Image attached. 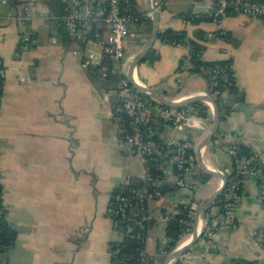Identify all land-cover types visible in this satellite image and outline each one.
Segmentation results:
<instances>
[{
	"label": "crops",
	"instance_id": "crops-1",
	"mask_svg": "<svg viewBox=\"0 0 264 264\" xmlns=\"http://www.w3.org/2000/svg\"><path fill=\"white\" fill-rule=\"evenodd\" d=\"M135 2L143 16L132 26L128 51L138 53L152 33L148 26L151 19L154 26L155 18L147 14L149 0ZM154 2L160 3L159 32L184 30L204 43L203 59L232 60L244 94L240 102L251 110L234 108L238 102L227 96L233 108L219 130L225 134L224 140L233 134L258 151L264 163V17L231 11L217 21L208 10H201L200 17L187 19L185 16L198 5L213 7L210 0H152L151 4ZM25 3L38 15L32 20L33 43L18 57L16 13ZM55 11L48 0L0 3V16H7L6 22H0V63L7 69L0 97V185L7 220L16 231L11 248L0 253V264H114L109 245L120 234L107 213L110 198L129 177H141L144 168L137 156L127 154L122 147L120 123L113 114L119 101L115 91L118 82L91 73L81 64L72 51L74 46L63 40L59 24L46 18ZM217 30L229 32L239 43L209 38V32ZM54 35L56 42L52 41ZM92 48L100 56V47ZM151 48L156 58L142 60L136 69L142 82L172 99L208 90L205 75L183 65L185 48L158 35ZM20 74L27 78L20 79ZM202 124L200 120L199 125L178 129L164 123L157 131L175 138L191 134L199 144L207 134ZM194 154L197 159V150ZM204 155L212 166H232V158L221 144L210 141ZM200 170L197 161L190 176L199 182L194 191L168 188L162 198L150 200L154 238L146 241L149 264H164L167 257L160 251L161 241L167 238L169 220L165 214L184 200L199 206L219 188L220 177L211 174L204 180L197 174ZM242 195L238 228L224 229L212 241L197 239L169 264H234V259H263L264 244L251 234L253 228L264 229V200L258 196V182L248 179ZM209 206L211 214L218 209ZM208 215L205 209L201 212L199 227L208 222ZM150 242H154L153 247Z\"/></svg>",
	"mask_w": 264,
	"mask_h": 264
},
{
	"label": "built area",
	"instance_id": "built-area-1",
	"mask_svg": "<svg viewBox=\"0 0 264 264\" xmlns=\"http://www.w3.org/2000/svg\"><path fill=\"white\" fill-rule=\"evenodd\" d=\"M9 0H0L6 4ZM63 14L59 17L53 14L46 15L50 21L60 19L64 24L66 32L70 37L80 42L73 47L72 51L80 58V62L91 73L104 78L116 74L120 77L116 87L119 101L113 106V114L120 123L121 143L127 154L135 155L143 165L144 172L141 176L142 184L138 187L127 188L129 181L120 185L114 201L108 205L107 213L112 219L116 230L122 239L123 235L131 233L134 229L146 236V240L153 239L150 227L153 214L149 206L153 198L160 199L164 196L165 187L188 189L194 191L199 182L190 176L197 169V159L194 152L198 147V139L191 134H184L182 138L161 135L157 130L149 126L150 121H165L174 128L184 129L186 126L199 125L208 134L213 126L215 107L212 101L203 100L209 107V113L202 115L198 110L186 106H171L162 103L158 99L147 95L137 89L128 77V69L137 53L128 51V39L134 35L132 26L138 22L142 14L137 10L135 0H66ZM210 5L215 11L209 12L217 21H221L228 12L241 13L253 17H264V0H210ZM155 9L160 8L159 2L152 3ZM206 11V10H205ZM11 14L13 12L11 11ZM147 14L154 16V11L148 9ZM203 13L192 11L185 17L195 19ZM38 15V11L30 4L22 5L21 10L16 13L19 26V46L16 55L22 56L33 43L32 20ZM7 21V16L1 15L0 22ZM222 32V31H221ZM209 38H219L215 32H209ZM52 41H58L54 35ZM172 45L186 49L183 57V65L192 66L193 43L187 40H170ZM93 45L100 47V56ZM92 46V47H91ZM231 66H201V73L216 77L218 74L224 76L228 83H232L228 74ZM7 69L0 63V97L4 88V79ZM27 77L20 74V79ZM217 84V80L214 85ZM204 93L210 94L214 99L226 100L230 95L228 86L214 89L208 87ZM181 99V98H176ZM206 134V135H207ZM215 143L221 144L223 149L231 156L235 166L220 168L212 166L205 161V146L202 150L205 163L228 175L227 182L223 188V210H213L210 221L199 227L198 239L212 241L227 228L236 229L240 225L237 216V208L242 200L244 184L248 179L258 182V196L264 200V163L258 151L250 154L241 149V141L235 135L229 134L228 139H223V132L217 131ZM224 134V135H223ZM159 135V137H156ZM223 180L220 186L223 185ZM183 205L185 211L180 208ZM198 203L184 200L177 207L165 214L170 219L177 213L186 214L181 221L185 224L194 223ZM5 212L3 193L0 194V217ZM10 224V222H9ZM118 228L116 225H119ZM11 225V224H10ZM193 230L184 232V237L178 240V248L188 243L192 237ZM251 234L264 244V229L253 228ZM170 237L160 243V250L169 253L168 247ZM112 257L116 254L110 249ZM142 263L149 264L147 252L142 253ZM244 264V263H243ZM257 264H264V258Z\"/></svg>",
	"mask_w": 264,
	"mask_h": 264
},
{
	"label": "trees",
	"instance_id": "trees-1",
	"mask_svg": "<svg viewBox=\"0 0 264 264\" xmlns=\"http://www.w3.org/2000/svg\"><path fill=\"white\" fill-rule=\"evenodd\" d=\"M50 6H53V8L57 11L52 12L53 15L56 16H61L63 14L64 8L66 6V2H61L60 0H48ZM143 16V15H142ZM142 16L139 21H141ZM58 23V27L60 29V34L63 37V40L67 42V44L71 46H77L80 45V42L77 41L76 39L72 38L69 36V34L66 32L64 24L60 19L55 21ZM153 29V21L152 19L149 22L148 26V31L151 32ZM218 36L225 38L226 40H229L233 42L234 44H238L239 40L234 39L231 37V34L227 31H222L217 30L215 32ZM159 38L162 40H166L167 42L170 40H187L189 39L193 43V55H192V69L194 71H197L201 73V66L206 65V66H215V65H220V66H231L232 65V60L231 59H221V60H205L202 57V52L204 49V43L201 41H198L192 37H189L187 32L184 30H176L173 28H167L163 31H160L158 33ZM201 37L204 39L207 37L206 34L202 31ZM156 58V55L154 54V49L151 48L148 53L145 55L143 60H154ZM205 77L208 79V85L209 87H213L214 89L217 88H223L225 86H228V89L230 91V96H233L234 100L236 102H240L244 100V94L240 90L237 82V78L235 76V71L231 70L229 68L228 74L229 78L232 81V83H228L224 76L221 74H218L215 78L212 77L209 74H204ZM107 79L114 80V83H117L120 79V77L116 74L110 75ZM217 80V84L214 85V82ZM219 109H220V117L221 121L224 120L227 116V114L232 110L233 106L230 102L227 100L223 99H217ZM186 106H190L196 110H198L202 115H206L209 113V107L204 101H194ZM165 121H156V120H151L149 123V126L152 127L153 129L157 130L158 128L162 127V124H164ZM220 131V130H219ZM156 137H159V135H156ZM217 138V134H215L212 137V142L215 143V140ZM241 149L244 153L250 154L254 152L255 150L252 149L251 147L245 145L244 143L241 142ZM232 166H235V162L232 159ZM198 176L201 177L202 179H207L208 177L211 176V174L205 172V171H199ZM129 183L127 184V188H132V187H138L142 184V178L139 176H131L128 178ZM168 188L172 187H165L164 191L168 190ZM120 190V187L114 190V192L111 195L110 202L114 201L116 193H118ZM2 186L0 185V194H2ZM218 206V210L222 211L223 210V192L217 197L215 202L212 204ZM180 208L182 210L184 209L183 205H180ZM211 206H207L205 208V213L209 214L208 215V221L211 220L212 214H211ZM182 213H177L175 216L169 219L168 225H167V230L166 234L167 237L171 238V241L169 243L168 251H171L175 246L178 244V240L181 238L182 234L187 231V230H193V223L192 224H185L184 222L181 221L182 218L186 217L185 212ZM7 213V212H6ZM194 222V221H193ZM118 228L120 227L119 225H116ZM115 227V226H114ZM16 237V231L15 229L9 224V221L7 220V216L5 212L3 215L0 217V253H4L8 249L11 248L15 241ZM146 236L142 234L139 229H134L131 233L129 234H124L122 239L114 240L110 242L109 249L112 251H115L116 254L112 257V261L114 264H144L142 263V253L146 252ZM161 251V250H160ZM168 253H164V256L166 257ZM149 263H150V258ZM260 260H247V259H234V264H257Z\"/></svg>",
	"mask_w": 264,
	"mask_h": 264
},
{
	"label": "water",
	"instance_id": "water-1",
	"mask_svg": "<svg viewBox=\"0 0 264 264\" xmlns=\"http://www.w3.org/2000/svg\"><path fill=\"white\" fill-rule=\"evenodd\" d=\"M151 1L152 0H149V8L154 11V18H155L153 30H152L151 35L149 36V38L145 42L144 46L142 47V49L135 55L133 61L131 62L130 67L128 69V77L131 80V82L134 84V86L137 89H139L141 92L146 93L147 95L152 96V97L158 99L159 101H161L162 103L167 104V105L180 106V105L190 104L194 101H203V100H210L213 102L214 107H215L213 126H212L210 132L198 144L197 161H198V165H199L201 170H203L209 174L220 177V179L223 180V182H224L223 185L219 186V188L212 195L208 196L203 201H201V203L199 204L198 209L196 211L195 221L193 224V232H192V237H191L190 241L188 243H185L184 245H181L178 248L174 249L173 251H171L167 255L164 264H169L173 259L179 257L181 254H183L187 249H189L197 241L198 230H199L198 224H199L201 212L207 206L213 204L215 202V200L217 199V197L222 193L223 188H224V184L227 182L228 175L222 171H219L217 169H213L212 167L208 166L204 161L203 153H202L203 148L210 143V141L212 140V137L217 133V131L220 128V123H221L220 109H219V105H218V102L216 101V99H214L213 96H211L210 94H207V93H201L198 95L183 97L181 99H172V98L166 96L165 94L161 93L160 91L154 89L153 87L147 85L146 83L142 82L140 79H138L136 77V69H137L139 63L143 60L145 55L148 53V51L153 46V44L157 38L158 32H159V23H160L159 12L157 9H155L152 6ZM194 10L195 11H201V10L205 11V10H216V9H215V7L198 5L195 7ZM53 26H54V23H53ZM238 107H243L247 110L248 109L251 110L250 108L246 107V103H244V102H238L234 106V108H238Z\"/></svg>",
	"mask_w": 264,
	"mask_h": 264
},
{
	"label": "rangeland",
	"instance_id": "rangeland-1",
	"mask_svg": "<svg viewBox=\"0 0 264 264\" xmlns=\"http://www.w3.org/2000/svg\"><path fill=\"white\" fill-rule=\"evenodd\" d=\"M150 245H151V247H153L154 246V242H150Z\"/></svg>",
	"mask_w": 264,
	"mask_h": 264
}]
</instances>
